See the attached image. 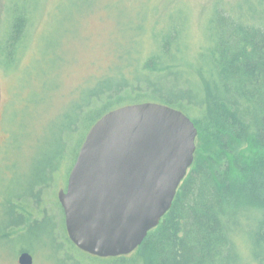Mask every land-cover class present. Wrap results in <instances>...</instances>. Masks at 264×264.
Segmentation results:
<instances>
[{"label":"trees","instance_id":"obj_1","mask_svg":"<svg viewBox=\"0 0 264 264\" xmlns=\"http://www.w3.org/2000/svg\"><path fill=\"white\" fill-rule=\"evenodd\" d=\"M3 1L9 18L0 39V67L9 72L43 0ZM83 1L100 5L104 0ZM140 1L149 7L152 3ZM126 15L119 47H109L108 55L101 56L104 72L95 75L63 115L62 136L35 170L28 193L8 200L6 215L13 222L0 228V241H14L30 225L29 232L48 236L60 264H264V0L233 5L217 1L208 19L209 32L198 46L187 32L186 17L177 10L164 22L145 9L126 10ZM113 56L120 65H112ZM144 102L177 108L194 121L195 161L171 209L137 250L97 257L70 239L60 201L48 204L58 190L51 173L68 158L66 134L75 138L76 160L102 116ZM206 134L220 151L205 157ZM245 143L256 150L254 157L237 152ZM24 251L33 255L30 244L18 256Z\"/></svg>","mask_w":264,"mask_h":264},{"label":"rangeland","instance_id":"obj_2","mask_svg":"<svg viewBox=\"0 0 264 264\" xmlns=\"http://www.w3.org/2000/svg\"><path fill=\"white\" fill-rule=\"evenodd\" d=\"M151 1L150 7L140 0H104L100 5H89L83 0H43L41 7L38 2V11L29 24L30 35L24 53L11 71L0 67L1 229L13 222L6 215L8 200L28 193L26 187L35 170L51 151L53 141L62 136L63 115L94 82L95 75L104 72L105 59L99 65L101 56L108 55L109 47L112 51L119 47L128 25L126 10L145 9L162 22L168 21L171 11L177 10L186 17L187 32L192 43L198 46L209 32L208 19L217 1L233 5L238 0ZM8 18L4 1L0 0V39ZM111 62L113 66L121 64L115 56ZM64 138L68 158L61 160L51 173L58 190L55 191L57 198L47 200L50 206L59 200V191L66 189L75 163V138L70 133ZM202 144L201 154L205 157L220 151L210 134L204 135ZM196 146L197 152L198 136ZM237 152L251 158L256 150L245 143ZM29 228L27 225L14 241H0V264H20L19 251L27 244L32 247L34 264H60L48 236L41 232L33 234Z\"/></svg>","mask_w":264,"mask_h":264},{"label":"water","instance_id":"obj_3","mask_svg":"<svg viewBox=\"0 0 264 264\" xmlns=\"http://www.w3.org/2000/svg\"><path fill=\"white\" fill-rule=\"evenodd\" d=\"M198 129L183 111L144 102L114 109L90 129L58 193L70 239L108 258L137 250L171 209L195 161ZM20 264H34L24 251Z\"/></svg>","mask_w":264,"mask_h":264}]
</instances>
